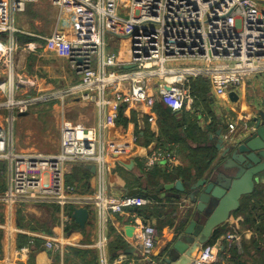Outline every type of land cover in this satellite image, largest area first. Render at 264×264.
Masks as SVG:
<instances>
[{"label":"built area","instance_id":"obj_1","mask_svg":"<svg viewBox=\"0 0 264 264\" xmlns=\"http://www.w3.org/2000/svg\"><path fill=\"white\" fill-rule=\"evenodd\" d=\"M35 1L0 0V33L4 34L0 37V90L5 97L0 110L7 112V126L0 125V160L10 166V185L0 194V204L9 210L18 205L87 208L103 221L108 214H122L130 208L153 204L151 198L115 197L107 190L106 177L113 167L106 134L110 123L118 118L120 108L143 103L152 110L149 122L153 123L158 97L173 112L183 109L190 98L186 85L190 80L207 79L214 96L230 104V93L247 78L264 76V0H49L59 9L60 17L68 19L69 28L80 24L78 9H85L95 17V25L87 36L70 38L57 27L44 41L63 51L79 76L80 82L68 92L82 101L96 102L102 118L96 130L64 119L61 147L56 154L18 153L14 150L13 133L17 115L46 101L44 97L16 98L20 82H17V53L21 49L29 55L39 45L18 44L17 34L23 32L15 27L14 18ZM121 9L126 10L127 18L118 15ZM113 22L121 25L131 42L125 60L106 54L105 37ZM151 79L158 82V97L148 93ZM170 80L173 83L166 84ZM123 84L128 85L126 91L121 88ZM106 109H111L107 118ZM230 111L237 118L229 123V133L223 138L226 142L236 138L239 123L246 121L236 105H231ZM86 131L89 136H83ZM177 163V146L166 142L145 156L143 169L171 170ZM72 164L96 167L98 186L94 193L84 194L75 185L66 183L67 167ZM68 221L71 219L67 218ZM140 227L142 253L151 262L157 230L149 224ZM0 229L6 231V223L0 221ZM225 240L231 248L238 245L241 234L231 231ZM33 245L31 240L28 246L18 249L16 259L10 263L26 258ZM44 246L54 253L63 248L55 239L47 240ZM95 247L100 251L99 264H110L106 237L101 235ZM217 257L216 246L207 244L192 264H215Z\"/></svg>","mask_w":264,"mask_h":264},{"label":"crops","instance_id":"obj_2","mask_svg":"<svg viewBox=\"0 0 264 264\" xmlns=\"http://www.w3.org/2000/svg\"><path fill=\"white\" fill-rule=\"evenodd\" d=\"M47 1L49 2V0L31 2L27 5V10L31 6L39 5L40 2L47 4ZM118 15L127 18L124 9L119 10ZM19 17L21 18L18 24L15 21V27L23 33L17 34V41L18 36L29 37L34 40L31 43H37L39 47L29 55L21 49L17 53V82L20 81L18 91L22 92L28 84L37 90L33 97L44 96L46 101L32 106L26 112L28 113L26 116L17 115L13 128L14 150L18 153L56 154L61 147L60 128L64 119L70 118L96 130L102 118L101 110L96 102L82 101L77 95L68 92L70 87L77 85L80 80L71 68L65 53L50 47L44 41V38L50 37L51 34L46 36L21 30L22 16ZM77 17L80 24L69 28L66 26L68 19L64 16L61 18L59 14L56 28L58 27L70 38L87 36L89 29L95 25L94 15L81 8L78 9ZM124 33L125 30L119 23L113 22L110 25L109 34L105 37L107 55L114 56L118 60L128 58L126 53L130 49L131 42ZM123 41L127 42V46H122L121 53L117 52L116 48V51L112 52L110 46L118 47ZM18 44L23 46L19 41ZM94 63L96 65V58ZM57 64H60V67H56ZM150 82L149 95L158 97L157 80L151 79ZM171 83L172 80L166 82V84ZM186 85L190 89V98L181 111H171L158 97L153 109L155 114L153 123L149 122L152 110L140 103L130 108L123 106L122 118L118 117L112 121L107 129L113 167L112 172L106 177L109 194L115 197L151 198L153 204L130 208L122 214H108L103 221L90 211L84 229H81L75 221V225L66 222L67 218H72V214L70 216L68 211L71 207L62 209L48 205H18L9 210L0 204V221L6 223L7 227L6 231L0 229L3 233L0 240V264H11L10 262L16 259V251L28 246L31 240H34L31 252L16 264H99L100 251L95 244L101 235L107 239L106 257L110 264H150L142 253L141 224L152 225L157 230V241L150 260L158 264L166 248L171 245L173 235H176L177 229L183 225L181 217L189 212L188 202L174 197L175 194L180 193L175 190L168 192L163 187L177 181H182L188 186L197 181L195 178L198 174L204 178L214 171L215 174L217 173L220 152L216 149L214 139L219 129V121L223 122L224 130L221 135L223 139L229 133V123L236 120L237 115L230 111L231 105H236L242 116L246 117L244 123H239V131L235 132L236 137L239 135L241 137L248 132L247 130H251L252 120L260 113H264L263 75L247 78L235 90L240 97L239 101L235 103L230 100V104L214 96L205 78L190 80ZM121 88L126 91L128 85L123 84ZM16 98L25 99L22 93L18 92ZM4 100L5 97L0 90V102ZM40 110L56 115L59 125L58 146L54 151L38 149L33 145H24L23 149H19L20 144L17 143L16 138L20 136L23 122H36L39 117L35 111L38 113ZM106 111L105 118L111 114V109ZM86 113L91 116H87ZM6 117L7 112L0 110V125L7 126ZM244 124L248 129L243 128ZM166 142L177 146L176 167L171 170L157 167L152 171H145L143 169L145 156L154 152L158 145ZM208 151L215 155V160L208 168L205 167L206 169L198 168L204 165L203 155ZM78 166L72 164L67 167L66 183L75 185L84 194L94 193L98 186L95 174L90 170L88 175L83 174L81 170L76 172ZM199 171L202 173L200 174ZM9 185L10 166L8 162L0 160V191L6 192ZM256 219L258 224L255 222ZM234 230L241 234V240L238 245L230 248L225 236ZM50 239L63 244L60 252L54 253L45 248V242ZM208 244L215 245L218 249L215 264H264V176L258 178L255 192L250 197L242 199L241 209L215 232V236Z\"/></svg>","mask_w":264,"mask_h":264},{"label":"water","instance_id":"obj_3","mask_svg":"<svg viewBox=\"0 0 264 264\" xmlns=\"http://www.w3.org/2000/svg\"><path fill=\"white\" fill-rule=\"evenodd\" d=\"M4 34L0 33V37ZM169 89L168 86H166ZM232 102L239 101L237 92H231ZM28 113L19 114L20 117ZM216 149L220 152L219 170L188 186L182 181L163 187L168 192L175 190V198L188 202L189 212L181 217L183 225L173 235L158 264H192L203 246L215 236L242 206V199L250 197L256 189L258 178L264 176V113L252 120L253 129L244 136L226 142L221 139L223 122H218ZM96 173L94 165L86 166ZM90 217L87 208H74L72 219L84 229ZM151 264V262L149 261Z\"/></svg>","mask_w":264,"mask_h":264},{"label":"rangeland","instance_id":"obj_4","mask_svg":"<svg viewBox=\"0 0 264 264\" xmlns=\"http://www.w3.org/2000/svg\"><path fill=\"white\" fill-rule=\"evenodd\" d=\"M60 11L53 7L50 2L47 1V4L44 2H40L37 6H31L26 10V12L22 14L15 15V21L18 24V21L21 19V30L25 32H29L31 34H42V35H50L56 28L57 19L59 18ZM69 22V21H68ZM66 26L69 27V23H66ZM109 44H111L109 42ZM126 45L124 41L119 43V48L117 46H110L112 48V52L121 53L122 46ZM121 47V48H120ZM116 48V49H115ZM109 49V50H110ZM130 54V49H128L126 56L128 57ZM28 65V64H27ZM56 67H60V64L56 65ZM71 88V87H70ZM19 90V89H18ZM25 98L33 97L34 92L37 91L35 87H31L27 84L26 89H23L22 92L18 91ZM37 95V94H36ZM35 95V96H36ZM44 97V96H43ZM38 114L39 119L36 122L33 121H24L23 126L20 128V136L16 138L19 149H23L24 145H33L38 149H47L54 151L58 146V120L56 119V115L54 113H48L47 111H35ZM87 116H91V114L86 113ZM71 120L70 118H67ZM74 121V120H73ZM60 138H61V128H60Z\"/></svg>","mask_w":264,"mask_h":264},{"label":"trees","instance_id":"obj_5","mask_svg":"<svg viewBox=\"0 0 264 264\" xmlns=\"http://www.w3.org/2000/svg\"><path fill=\"white\" fill-rule=\"evenodd\" d=\"M18 38H19V43L21 44V45H25V44H29V43H31V42H33L34 40L33 39H31V38H29V37H24V36H18ZM199 79H202V78H199ZM204 82H206L205 80H203ZM209 82V81H208ZM122 107L120 108V110H119V115H118V117H119V119H121L122 118ZM121 112V113H120ZM121 122H125V120H120ZM203 159L205 160L204 161V165L203 166H201V167H198V168H208L210 165H211V163H212V161H214L215 160V155L212 153V152H210V151H208V153H206L205 155H203ZM205 168V169H206ZM79 170H81L82 171V173L83 174H85V175H88L89 174V170L87 169V167L86 166H84V165H79L78 167H76V172L77 171H79ZM199 173L201 174L202 173V171H199ZM196 180H199V179H201V176L198 174V175H196V178H195ZM78 189V188H77ZM79 190V189H78ZM4 193V190H3V192H1L0 191V194H3ZM73 209L74 208H68V211H69V215L71 216V214H73ZM255 219V218H254ZM255 221V220H254ZM257 224H258V220L256 219V221H255ZM70 223H72V225L74 224L75 225V222H74V220L71 218V222ZM2 236H3V233H2V231L0 230V240H1V238H2Z\"/></svg>","mask_w":264,"mask_h":264},{"label":"bare ground","instance_id":"obj_6","mask_svg":"<svg viewBox=\"0 0 264 264\" xmlns=\"http://www.w3.org/2000/svg\"><path fill=\"white\" fill-rule=\"evenodd\" d=\"M85 135H86V136H89L90 134H89V132L86 131V132L83 134V136H85Z\"/></svg>","mask_w":264,"mask_h":264}]
</instances>
